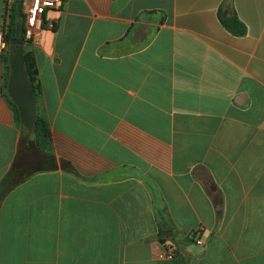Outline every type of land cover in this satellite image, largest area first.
Wrapping results in <instances>:
<instances>
[{"label":"crops","instance_id":"obj_1","mask_svg":"<svg viewBox=\"0 0 264 264\" xmlns=\"http://www.w3.org/2000/svg\"><path fill=\"white\" fill-rule=\"evenodd\" d=\"M45 21L23 52L56 168L2 201L0 264H264V0H64ZM8 64L7 44L0 183Z\"/></svg>","mask_w":264,"mask_h":264},{"label":"trees","instance_id":"obj_2","mask_svg":"<svg viewBox=\"0 0 264 264\" xmlns=\"http://www.w3.org/2000/svg\"><path fill=\"white\" fill-rule=\"evenodd\" d=\"M14 14V15H13ZM12 14V22L10 23L8 33L6 35V42L11 47V41L19 38L26 41V29L24 16L19 12ZM18 15V19L17 16ZM19 17H21L19 19ZM227 24V22H225ZM228 25V24H227ZM24 66L28 72V79L32 84L35 93V84L37 70L35 63L27 57L23 52ZM10 66H7L6 76V92L17 112V117L21 129V137L18 142L16 156L9 173L3 178L0 183V205L4 198L15 189L20 183L24 182L31 175L39 172H46L56 168V161L53 154L49 152L51 146V130L48 121L37 115L33 130L25 129L21 123V115L18 107L13 103L8 94V83L10 78ZM36 95V94H35Z\"/></svg>","mask_w":264,"mask_h":264},{"label":"water","instance_id":"obj_3","mask_svg":"<svg viewBox=\"0 0 264 264\" xmlns=\"http://www.w3.org/2000/svg\"><path fill=\"white\" fill-rule=\"evenodd\" d=\"M24 43L19 38L11 41L8 94L19 109L23 127L31 131L37 118V100L24 66Z\"/></svg>","mask_w":264,"mask_h":264},{"label":"built area","instance_id":"obj_4","mask_svg":"<svg viewBox=\"0 0 264 264\" xmlns=\"http://www.w3.org/2000/svg\"><path fill=\"white\" fill-rule=\"evenodd\" d=\"M64 0H21L23 14L25 15L26 36L32 38L33 32L40 30L46 24L45 15L48 10L61 8ZM10 16V14H8ZM9 21V18H8ZM52 26V25H50ZM8 24L5 22L4 29L0 32V53L7 47L6 35ZM201 231L194 232L195 244L205 246L204 240L200 236ZM163 244V253L160 255L164 259H173L177 256V249L167 241Z\"/></svg>","mask_w":264,"mask_h":264}]
</instances>
